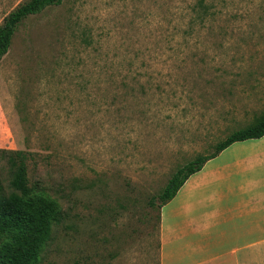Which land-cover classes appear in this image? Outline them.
<instances>
[{"label": "rangeland", "instance_id": "obj_1", "mask_svg": "<svg viewBox=\"0 0 264 264\" xmlns=\"http://www.w3.org/2000/svg\"><path fill=\"white\" fill-rule=\"evenodd\" d=\"M26 1L0 0V24ZM0 118L5 190L1 152L24 151L35 194L60 208L37 264H163L162 208L149 199L264 118V0L49 6L0 62ZM201 180L213 202L229 181L264 193V138L235 144Z\"/></svg>", "mask_w": 264, "mask_h": 264}, {"label": "crops", "instance_id": "obj_2", "mask_svg": "<svg viewBox=\"0 0 264 264\" xmlns=\"http://www.w3.org/2000/svg\"><path fill=\"white\" fill-rule=\"evenodd\" d=\"M17 116L19 122L15 123L22 130L23 116ZM2 118L0 130H8V122ZM216 159L193 175L162 208L164 257L169 251L163 264H264V193L253 195L241 183L230 186L229 181L215 202L213 197L207 199L202 191L210 181L197 182ZM214 205L219 206L217 212Z\"/></svg>", "mask_w": 264, "mask_h": 264}, {"label": "trees", "instance_id": "obj_3", "mask_svg": "<svg viewBox=\"0 0 264 264\" xmlns=\"http://www.w3.org/2000/svg\"><path fill=\"white\" fill-rule=\"evenodd\" d=\"M62 2L63 0H27L11 11L0 24V62L9 52L17 29L28 17ZM263 138L264 118L233 132L212 153L199 156L175 170L157 195L149 199L148 204L160 210L209 161L234 144ZM1 153L7 154L6 163L12 169V179L9 183L10 192H7L0 167V264H37L52 235L53 225L59 222L60 208L55 200L35 194L28 173L27 152L6 150Z\"/></svg>", "mask_w": 264, "mask_h": 264}]
</instances>
